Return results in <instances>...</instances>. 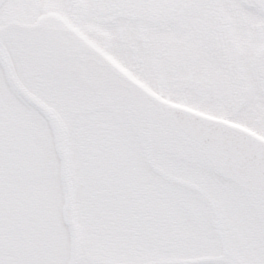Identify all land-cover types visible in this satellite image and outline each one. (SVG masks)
I'll return each instance as SVG.
<instances>
[{
    "label": "snow or ice",
    "instance_id": "obj_1",
    "mask_svg": "<svg viewBox=\"0 0 264 264\" xmlns=\"http://www.w3.org/2000/svg\"><path fill=\"white\" fill-rule=\"evenodd\" d=\"M0 264H264V0H0Z\"/></svg>",
    "mask_w": 264,
    "mask_h": 264
}]
</instances>
